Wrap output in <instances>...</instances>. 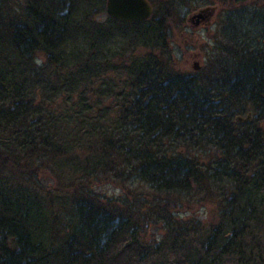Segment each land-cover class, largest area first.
Listing matches in <instances>:
<instances>
[{
	"label": "trees",
	"instance_id": "1",
	"mask_svg": "<svg viewBox=\"0 0 264 264\" xmlns=\"http://www.w3.org/2000/svg\"><path fill=\"white\" fill-rule=\"evenodd\" d=\"M148 1L146 20L97 22L105 0H0V264H151L142 225L164 218L163 201L143 211L145 198L118 206L66 183L59 165L79 162L83 137L97 165L119 160L152 195L215 203L217 223L165 264H264V0L206 1L233 8L206 77L169 65L168 24L186 0ZM126 26L144 52L102 105L87 88L106 63L69 48Z\"/></svg>",
	"mask_w": 264,
	"mask_h": 264
},
{
	"label": "rangeland",
	"instance_id": "2",
	"mask_svg": "<svg viewBox=\"0 0 264 264\" xmlns=\"http://www.w3.org/2000/svg\"><path fill=\"white\" fill-rule=\"evenodd\" d=\"M87 1L89 0H80V3L86 5ZM206 1L186 0L184 2L186 6L183 5L181 8L180 18L168 24L169 65L175 73H198V77H206L212 72L210 68L213 67L214 60L224 58L220 48H217V43L224 40L221 28L225 22L226 14L233 8L224 5L217 6ZM205 7H208V10L204 12L206 17L200 19L196 24L195 18L192 19L193 15ZM106 18L107 15L102 14L95 19L97 22H105ZM114 34L113 37L106 35L96 45L94 42L93 47L86 44L87 42L82 35H78L77 44L69 48V51H73V48L76 49V53L84 59L90 57L91 61L95 62L101 59L106 63L104 66L98 64L100 71L92 77V83H89L92 87L87 88L96 98L101 99L102 105L106 104V99L110 96L112 89H119L126 82L127 73L126 67L123 66L124 60L131 54L140 55L144 52L140 45V38L134 34L133 27L126 26L124 29L121 27ZM97 53L98 56H96ZM42 62L43 58L38 57L37 64L40 65ZM81 62L80 59H77L71 63L79 64ZM194 62L197 63V69L193 68ZM79 134L82 133L79 132ZM76 145L81 146L78 151L79 162L71 163L64 160L61 166L59 165V173L62 174L66 183L72 179H79L80 183L88 181L99 193V196L103 198L102 201L108 197L114 201L111 204L118 206L124 199L130 201L133 198H145L146 204L142 205L143 211H146L150 201H163L157 206L162 212L164 206L166 210L164 214L159 211V214L164 215V218L160 220L150 218L147 213L149 219L142 225L144 229L142 238L149 245L154 255L151 264H165L169 257H178L187 252L210 225L217 223L216 205L213 201L192 195L174 194L166 198L154 196L146 188L139 185V182L133 177L130 176L131 179H129L128 170L124 169L123 171L124 165L122 166L119 160L108 162L104 167L97 165L99 161L91 159L94 155L92 151L94 144L91 140L85 137L83 139L77 138ZM136 216L143 220V216L137 211Z\"/></svg>",
	"mask_w": 264,
	"mask_h": 264
},
{
	"label": "water",
	"instance_id": "3",
	"mask_svg": "<svg viewBox=\"0 0 264 264\" xmlns=\"http://www.w3.org/2000/svg\"><path fill=\"white\" fill-rule=\"evenodd\" d=\"M208 7L200 9L194 17H202ZM105 13L110 18L124 22H140L148 19L153 13V6L148 0H105ZM193 68L197 69V63L194 62ZM249 117V115H248ZM242 120V117H238Z\"/></svg>",
	"mask_w": 264,
	"mask_h": 264
},
{
	"label": "flooded vegetation",
	"instance_id": "4",
	"mask_svg": "<svg viewBox=\"0 0 264 264\" xmlns=\"http://www.w3.org/2000/svg\"><path fill=\"white\" fill-rule=\"evenodd\" d=\"M206 17V14L205 13H202V17H194L195 18V20H194V22L197 24L198 22H199V20L200 19H204ZM193 19V18H192Z\"/></svg>",
	"mask_w": 264,
	"mask_h": 264
}]
</instances>
